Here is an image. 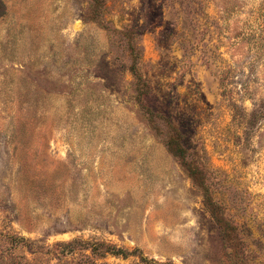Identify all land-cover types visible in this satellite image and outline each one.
<instances>
[{
    "label": "rangeland",
    "instance_id": "374dc122",
    "mask_svg": "<svg viewBox=\"0 0 264 264\" xmlns=\"http://www.w3.org/2000/svg\"><path fill=\"white\" fill-rule=\"evenodd\" d=\"M0 264H264V0H0Z\"/></svg>",
    "mask_w": 264,
    "mask_h": 264
},
{
    "label": "trees",
    "instance_id": "16d2710c",
    "mask_svg": "<svg viewBox=\"0 0 264 264\" xmlns=\"http://www.w3.org/2000/svg\"><path fill=\"white\" fill-rule=\"evenodd\" d=\"M216 216V218H218V221L220 220V222H221V219H220V217H218L217 215H215ZM222 226V225H221ZM223 227V226H222Z\"/></svg>",
    "mask_w": 264,
    "mask_h": 264
}]
</instances>
